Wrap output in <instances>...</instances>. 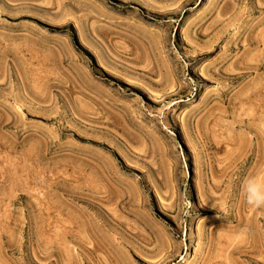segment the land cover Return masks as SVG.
<instances>
[{"label":"rangeland","instance_id":"1","mask_svg":"<svg viewBox=\"0 0 264 264\" xmlns=\"http://www.w3.org/2000/svg\"><path fill=\"white\" fill-rule=\"evenodd\" d=\"M264 0H0V264H264Z\"/></svg>","mask_w":264,"mask_h":264},{"label":"clouds","instance_id":"2","mask_svg":"<svg viewBox=\"0 0 264 264\" xmlns=\"http://www.w3.org/2000/svg\"><path fill=\"white\" fill-rule=\"evenodd\" d=\"M246 201L253 208L264 207V184L251 180L246 185Z\"/></svg>","mask_w":264,"mask_h":264}]
</instances>
